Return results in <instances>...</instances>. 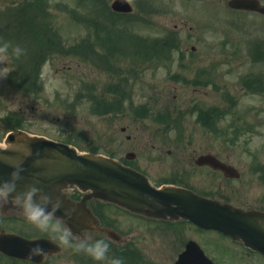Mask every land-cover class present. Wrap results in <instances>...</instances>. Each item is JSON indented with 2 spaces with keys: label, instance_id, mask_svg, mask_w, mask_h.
<instances>
[{
  "label": "flooded vegetation",
  "instance_id": "af4514ba",
  "mask_svg": "<svg viewBox=\"0 0 264 264\" xmlns=\"http://www.w3.org/2000/svg\"><path fill=\"white\" fill-rule=\"evenodd\" d=\"M228 8L229 13L235 15L241 13L252 15L237 19L243 28L236 29L231 26L240 35L249 38L244 40V44L241 41L234 44L235 50L223 49L218 52L213 56L217 58L216 61L211 59L209 51L194 48L186 52L173 49L163 53L156 52L158 56L152 52L153 57L145 59L144 65L140 60L137 65L119 68L123 69V73L121 72L123 76H115L118 82L120 78L122 80L124 78L130 82L143 81L141 83H146V86L137 88L132 84L129 88L127 84L117 82V87H108L111 91L108 95L109 102L118 103L116 106L120 105L121 111H110L104 117L110 116L108 121L111 123L118 121L117 116L121 118L128 116L129 105H146L148 110L134 117L137 123L142 122V127L137 125V130L133 132L136 134L129 133L128 124L115 125L108 143L116 147L108 146L105 152L115 155L118 160L142 172L155 187L160 188L165 185L184 187L206 198L231 202L240 208L264 212V193L253 199L251 197L250 200L246 199L248 201H225L229 195L233 197H241V195L233 186V192L226 195L224 182L239 183L244 179L246 171L229 155H225L226 148L223 142L209 147L205 145L193 147L191 144L193 139L204 138L205 135L208 137L209 134L224 136V121L227 120L230 112L226 104L239 106V102L244 103L245 99L242 98L247 95L251 98L246 102L248 108L253 107V111L264 109V13L257 10ZM232 52L234 55L231 54ZM230 62H233V69L227 65ZM146 63L148 65H145ZM161 64L165 69L162 79L157 76ZM214 65H217L216 69ZM147 73H151L152 76L148 77ZM232 73H235L233 83L230 81L231 77L226 82V74ZM233 87L237 92L238 88L242 89L241 98L235 97L231 92ZM119 88L121 89L116 91ZM114 90L116 92H113ZM172 90H179L180 94L173 93ZM225 90L229 92L225 93ZM213 91H216L217 97L213 96ZM15 95V90H11L10 87L0 98V144L5 143V137L10 131L30 132L28 126L31 124L33 99L30 97L21 99L19 107L16 108ZM155 104L168 106L170 114L174 115L175 119L178 118L172 120L169 130L160 129L155 125L157 122L151 119L154 115L151 114L150 108L152 109ZM211 107L214 109L211 110ZM141 116H148L149 119L146 120L151 122ZM187 116L192 117L194 121L186 129ZM232 118L235 121H244L246 116L237 113ZM253 122L255 123V120ZM243 126L244 124L236 125V129L233 130L235 136L240 138L242 132L247 130L251 132V123ZM117 132L125 134L124 143L135 140L133 145L131 147L123 145V147L122 140L116 143L119 141L116 139ZM240 147L253 158V162H250L247 168L252 172L255 180L253 183H264V162L260 161L262 158L259 152L255 151L254 147ZM85 148L88 151L94 150L91 145ZM124 150H126L125 155H117V152L122 153ZM129 152L134 153L131 159L126 156ZM207 154H213L215 159L223 164L226 162L234 165L240 171V177L233 179L226 177L223 169H217L203 162L202 158ZM66 194L76 203L84 198V193L77 188L66 190ZM87 205L98 218L100 225H96L94 229L73 233V239H85L89 242L94 239L105 240L110 245L109 259L117 258V255L122 254L128 264H177L180 254L190 246L196 255L195 263L190 260L187 264H208V257L213 264L227 262L264 264V254L261 252L216 229L202 227L184 217L177 219L154 217L100 199H89ZM1 234H5L4 242L15 240L17 244L14 245L21 246L35 240L51 241L50 233L41 232L28 223L20 210L11 204L0 208ZM145 236L148 237L146 241H144ZM24 240L29 242H23ZM147 242L152 244L149 250L145 249ZM48 244L50 246H43L40 243L30 244L32 247L39 245L47 253L43 263H37L29 257V250L32 248L30 247L24 257L0 250V264H108L107 260L94 261L83 253L74 252L71 248L59 247L55 242ZM225 244L227 247L224 246ZM199 249L203 250L204 255L199 253Z\"/></svg>",
  "mask_w": 264,
  "mask_h": 264
},
{
  "label": "rangeland",
  "instance_id": "374dc122",
  "mask_svg": "<svg viewBox=\"0 0 264 264\" xmlns=\"http://www.w3.org/2000/svg\"><path fill=\"white\" fill-rule=\"evenodd\" d=\"M32 1L0 0V42H11L14 46L18 45L24 50V53H29L30 55L37 50L38 41L31 39L30 32L28 33L29 42L21 41L15 34V28L10 27L7 24V20L1 18H4V11L7 8L9 9L13 6L19 8L24 4L25 7H32L36 5L32 4ZM227 1L130 0L134 6L133 14L136 16L130 20L119 18L115 23V27L118 29L128 28L130 30L128 31L129 33L134 34L132 32H136L138 36L145 37V39L173 40L179 45L178 50L186 52H189L195 46L196 50L209 51V55L212 57L211 59L216 61L217 58L213 56L218 52L223 49L235 50L234 44H238L240 41L244 44V40L249 38V36L240 35L235 28H243V26L239 25L237 19L248 18L252 15L250 13H241L240 15H235L232 12L229 13ZM60 2L67 3L69 10H62L60 8ZM106 2L110 5L112 0H106ZM77 4V0H50V2L45 3V11L40 15V17L44 18L47 23L52 24V27L62 35V38L68 46L71 44L79 46L83 39H86L90 34L91 36L94 35L91 28L85 24L78 23L72 18V10ZM84 13L88 14L89 11L84 10L81 15H84ZM136 18L141 21L136 20ZM136 39L139 40L138 38ZM116 40H118L117 43L110 44L106 42V45H115L126 50H129V48L138 50L142 46V44L135 43L133 39L126 36ZM96 54L95 52L94 55ZM231 54L234 55L233 52ZM176 55L178 54L176 53ZM94 57L100 59L98 56ZM118 57L123 59L127 56L126 53H122ZM143 62L142 64L144 65ZM97 65L99 63H92L73 54H54L41 67L39 75V85L42 86L41 90L34 94H26L21 90L19 91L11 87L8 83V72L13 68L9 57L6 62L0 63V98L3 97V93H5L7 88L11 87V90H15L16 93V108L19 107L21 99L26 97L33 99L31 124L28 126V130L32 133L46 135L56 140H73L72 144L80 148L89 145L96 146L101 151H106L108 146L115 148L116 146L108 143V139L113 134L115 125L128 124L130 125L129 133L136 134V132H133L137 130V125L142 127V122L137 123L134 116L128 111V116L124 118L117 116L118 119H116L118 121L111 123L108 121L111 118L110 116H97L93 113L91 110L92 103L88 99L82 101L76 99L78 93L81 92L83 84V88H85L88 84L96 82L97 88L101 90V88L104 89L106 84L114 80L110 79V75ZM227 65L233 69V62ZM214 66V69H216L217 65ZM185 71L187 72L186 68ZM164 72L165 69H163V64H161L157 76L162 79ZM147 76L150 77L152 74L147 73ZM225 77L226 82L231 77L230 81L233 83L235 73L231 75L226 74ZM141 82L143 81H133L134 87L143 88L146 86V83L143 84ZM172 92L180 94L179 90H172ZM227 92L229 90H225V93ZM231 92L235 97L241 98L243 96L241 88H238V92L236 88L232 89ZM212 94L215 97L218 96L216 91H213ZM242 99H245V101L244 103L239 102V106L234 107V105L228 106L226 104V108L230 112L227 120L224 121L225 132L223 137L209 134L208 137L205 135L204 138L199 137L197 140L193 139L191 141L193 147L199 145L208 147L216 146L220 142H223L226 148L224 150L225 155H229L238 166H241L246 171V173L243 172L244 179L239 183H232L231 181L224 182L226 195L233 192L232 186L237 188L238 194L241 195V197H233L232 195L227 197L226 200H232L234 202H241L246 199L250 200V197L253 199L264 193V183H253L255 180L253 179L252 172L251 170H247L250 162H253V158L240 147H254L255 151L259 152L262 158L260 161L264 162V109L253 111V107L248 108L246 104L247 100L251 98L246 95ZM255 103L258 104V102ZM256 107L258 108V105ZM243 111L246 112L244 113ZM237 113L239 115H245L246 119L244 121L232 120V116ZM256 114L257 117H255ZM189 115L191 114L189 113ZM186 119L188 120L186 125L187 129L194 119L189 116ZM253 120H255V123ZM146 121L151 122L150 120ZM249 123L252 125L251 132L250 130L242 132V137L240 138L235 136L233 130L236 129V125L244 124L243 127H245V124L249 125ZM155 125L159 127V124L156 123ZM116 139L119 140L116 143L122 140V146L124 145L126 147H131L135 142L133 140L124 143L123 139H125V134L122 135L119 132H117ZM125 151H122V153L117 152V155H125ZM209 178L210 174L208 181ZM144 238V241L148 240V237L145 236ZM224 246L227 247L226 244ZM150 247L152 248V244L147 242L145 249L149 250ZM117 258L122 259L124 264H128L122 254L117 255ZM226 264L230 263L227 262ZM239 264L246 263L239 262Z\"/></svg>",
  "mask_w": 264,
  "mask_h": 264
},
{
  "label": "water",
  "instance_id": "95a60500",
  "mask_svg": "<svg viewBox=\"0 0 264 264\" xmlns=\"http://www.w3.org/2000/svg\"><path fill=\"white\" fill-rule=\"evenodd\" d=\"M228 4L233 8L264 12V4L260 0H229ZM111 7L122 13L133 10L128 0H114ZM8 142L7 147L0 146V178L7 180L14 168H22L20 175L23 180L18 182L17 192L39 181L37 187L53 199H61L62 208L56 216L63 217L73 231L93 220L84 206L80 207L65 197L64 189L77 186L91 191L87 198L109 199L156 215H186L203 225L242 236L248 244L264 253V214L207 203L177 187L156 189L133 168L103 155L79 152L76 147L44 136L13 133ZM198 201H202L203 206ZM66 211H71V215H65Z\"/></svg>",
  "mask_w": 264,
  "mask_h": 264
},
{
  "label": "trees",
  "instance_id": "16d2710c",
  "mask_svg": "<svg viewBox=\"0 0 264 264\" xmlns=\"http://www.w3.org/2000/svg\"><path fill=\"white\" fill-rule=\"evenodd\" d=\"M77 1V6L72 10V18L78 23L85 24L91 28L94 34L93 38L87 37L86 39H83L79 46H74V44L68 46L66 41L62 38V35H59L56 29L52 27V24L42 23V21L39 20L41 18L40 15L45 11V3L50 2V0H33L32 4L36 5L32 7H25L24 4L19 8L13 6L5 11L4 19L9 22L8 25L10 27L15 28V34L21 41L23 40L24 42H29V32L31 33V39L38 41V48L31 55L29 53H23V55L19 58L10 56L13 69L9 75V83L14 84L17 90L31 92L33 94L40 91L42 86L39 85L38 77L41 66L54 54H73L75 56H80L85 60H89L92 59L91 52L93 53L95 52L94 50L102 49L103 56L98 57L104 58V61L105 59L109 60L111 57L120 55L117 54V52L125 51L126 49H121L115 45H106V42H109L110 44L117 43L118 40L116 39L123 38L125 36L133 39L135 43L140 45L142 44L138 50H164L171 49L175 46V41L171 42L169 40L160 39H141L138 36V33L132 31L131 32L134 34L129 33L128 31L130 30L128 28L118 29L115 27V23L119 18L130 20L136 15L116 13L111 9L106 0ZM60 8L62 10H69L68 5L65 2H60ZM84 10L89 11L88 14L84 13L85 16L81 15ZM136 20H138V18H136ZM89 36H91V34ZM8 43L14 46L11 42ZM134 49L135 48H129L130 51L132 50V53L135 52ZM139 56L141 57V55ZM142 56L145 59L150 58L149 54ZM99 66L104 69L108 68L104 66V63H99ZM108 70L110 69L108 68ZM87 94L92 100L93 97L95 98V103L91 106L93 112L100 114L107 112L110 107L112 109L110 104H107L101 99L102 96L97 93L94 87H88Z\"/></svg>",
  "mask_w": 264,
  "mask_h": 264
},
{
  "label": "clouds",
  "instance_id": "9594fccd",
  "mask_svg": "<svg viewBox=\"0 0 264 264\" xmlns=\"http://www.w3.org/2000/svg\"><path fill=\"white\" fill-rule=\"evenodd\" d=\"M24 50L18 45L12 46L8 42H0V63L6 62L10 56L19 58ZM22 168L16 167L9 174L7 180L0 178V208L11 204L20 210L25 220L41 232L50 233L52 242L59 247L73 249L76 253H83L94 261H108V264H124L120 258L109 259L108 253L110 245L105 240H95L89 242L85 239H73V233L69 227L65 226L61 218L56 213L62 208V201L59 197L55 199L43 189L34 184L26 185L23 191L17 192L18 182L23 180L20 175ZM65 215L70 216L71 211H66ZM47 253L39 245L29 250V257H46Z\"/></svg>",
  "mask_w": 264,
  "mask_h": 264
}]
</instances>
